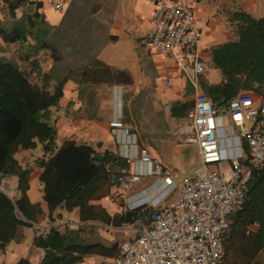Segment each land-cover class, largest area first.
<instances>
[{"label": "crops", "instance_id": "1", "mask_svg": "<svg viewBox=\"0 0 264 264\" xmlns=\"http://www.w3.org/2000/svg\"><path fill=\"white\" fill-rule=\"evenodd\" d=\"M38 1L37 34L26 41H8L0 35V57L17 60L22 66L37 60L40 83L52 101L49 120L57 128V145L72 139L98 152L112 151L123 164L113 165L117 176L98 179L95 190L71 210L64 205L49 208L39 178L42 169L37 166L31 172L27 195L41 211L31 225L22 228L20 239L0 247V264H17L23 258L27 264H39L45 251L33 244V238L53 225L61 229L82 226L89 240L112 246L104 252L85 254L77 264L108 261L118 255L122 240L152 224L157 206L178 197V188L171 189L160 175L149 173V163L140 158L141 149L146 148L163 166L182 174L200 163L199 145L180 143L177 129L194 107L197 93L209 95V85L223 80L212 51L216 45L239 38L236 13L245 11L260 17L264 15V0H189L199 32L198 51L205 64L202 73L195 71L188 57L172 59L146 42L154 12L150 0H69L61 11L51 0ZM10 18L9 7L0 2V20ZM34 50L37 53L32 54ZM246 91L253 94L256 105L264 99V87L261 93ZM218 102L224 114L219 118L223 133L230 136L225 139L235 145L240 142L246 159L248 143L225 114L228 102ZM114 119L122 120L129 131L111 127ZM246 123L255 127L253 119ZM34 150L33 161L24 158ZM43 154L39 144L35 149L21 148L15 156L26 166ZM134 173H140V178L125 189L123 181ZM18 182L15 174L2 180L3 189L13 198L21 195ZM257 228V224L250 226L251 230ZM242 236L234 235L235 249L223 257V264H264V248L245 263L240 252Z\"/></svg>", "mask_w": 264, "mask_h": 264}, {"label": "trees", "instance_id": "2", "mask_svg": "<svg viewBox=\"0 0 264 264\" xmlns=\"http://www.w3.org/2000/svg\"><path fill=\"white\" fill-rule=\"evenodd\" d=\"M0 2L9 7L11 16L7 21L0 20L1 36L8 41H26L28 36L37 34L38 0ZM236 16L240 20L239 38L216 45L212 51L213 61L223 73L221 83L208 87L210 97L216 102L227 103L241 91L263 92L264 15L254 17L239 11ZM35 53L36 50L32 54ZM40 75L36 59L22 66L17 60L0 57V185L5 176L15 174L21 192L19 198H13L0 186V247L20 239L22 228L31 225L41 211L39 204L31 203L28 198L32 168L23 166L16 158L19 149L42 145L44 154L36 159V165L42 169L39 178L51 210L59 205L71 210L82 204L95 190L98 179L117 176L112 166L123 164L112 151L98 152L93 146L72 139L57 145V128L49 120L52 101L43 90ZM245 163H249L248 157ZM253 224L258 225L256 230L250 229ZM236 234H243L240 252L248 263L264 248V165L251 169L244 200L231 214L223 257L235 249ZM33 244L45 251L39 264H77L85 254L112 248L102 240H89L82 226L68 225L65 229L53 225L37 233ZM27 263L23 258L17 264Z\"/></svg>", "mask_w": 264, "mask_h": 264}, {"label": "built area", "instance_id": "3", "mask_svg": "<svg viewBox=\"0 0 264 264\" xmlns=\"http://www.w3.org/2000/svg\"><path fill=\"white\" fill-rule=\"evenodd\" d=\"M150 1L154 12L146 42L172 59L188 57L195 71L202 73L205 64L198 51L193 4L189 0ZM51 2L61 11L69 0ZM168 83L173 85L172 78ZM225 114L248 143L249 163H245L240 142L226 141L230 136L223 133L220 106L206 92H198L177 133L180 143L199 145L200 163L182 174L163 166L146 148L141 149L140 158L149 163V173L160 175L171 189L178 188V197L157 206L152 224L133 238L122 240L118 255L92 264H222L231 214L244 200L251 169L264 165V99L256 105L251 92L241 91L229 99ZM248 119L255 121L254 128L247 126ZM110 125L129 131L120 119L111 120ZM223 161L228 167L221 166ZM140 176L132 174L123 181V187L127 189Z\"/></svg>", "mask_w": 264, "mask_h": 264}, {"label": "rangeland", "instance_id": "4", "mask_svg": "<svg viewBox=\"0 0 264 264\" xmlns=\"http://www.w3.org/2000/svg\"><path fill=\"white\" fill-rule=\"evenodd\" d=\"M36 152H37V150H34L33 154L26 155L24 158L29 159L30 161H33L32 159H33L34 156H36ZM30 161L27 162L26 166H30L32 168V172H33L35 170V168L37 167V165H36V162H30ZM222 164H223V166H222ZM226 165H227V161H224L223 163H221L222 167H225ZM0 186L2 188H6L5 185H3V183H1ZM9 190H10V193H11V189H9ZM222 264H223V261H222Z\"/></svg>", "mask_w": 264, "mask_h": 264}, {"label": "water", "instance_id": "5", "mask_svg": "<svg viewBox=\"0 0 264 264\" xmlns=\"http://www.w3.org/2000/svg\"><path fill=\"white\" fill-rule=\"evenodd\" d=\"M217 104H218V105H221V102H218Z\"/></svg>", "mask_w": 264, "mask_h": 264}]
</instances>
